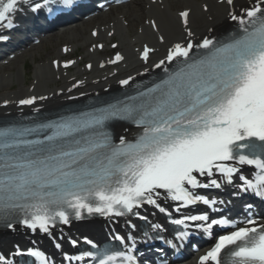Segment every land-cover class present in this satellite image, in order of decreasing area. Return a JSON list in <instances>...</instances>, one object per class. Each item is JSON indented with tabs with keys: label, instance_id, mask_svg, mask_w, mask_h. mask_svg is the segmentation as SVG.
<instances>
[{
	"label": "snow or ice",
	"instance_id": "snow-or-ice-1",
	"mask_svg": "<svg viewBox=\"0 0 264 264\" xmlns=\"http://www.w3.org/2000/svg\"><path fill=\"white\" fill-rule=\"evenodd\" d=\"M52 2L0 0V25L15 27L17 14L25 6L37 12ZM219 2L229 6L228 18L236 22V30L224 40L205 36L194 42V33L187 27L189 11L180 12L187 35L150 65L164 74L151 87H138L126 100L59 120L32 127H0V223L13 230L19 223L55 240L53 229L58 224L69 225L72 218L83 219L85 213L148 221L140 209L152 206L184 230L168 238L163 234L168 229L154 223L155 235L146 231L140 241L132 232L116 233L112 239L123 250L101 248L85 238L94 250L75 256L65 253L64 258L77 264H141L138 244L160 241L164 246L144 264H181L193 227L209 232L214 226H230L232 230L219 235L198 264H264V222L254 216L239 225L226 218L212 219L207 212L172 218L165 206L175 202L176 213L198 204L217 211L216 206L225 201L202 195L200 190L233 185L236 195L248 193L264 201V0H251L246 6L236 5L235 0ZM62 3L76 10L77 0ZM149 23L158 30L156 21ZM159 40L163 42L164 37ZM97 47L103 45L93 49ZM138 51L147 64L156 49L145 44ZM124 60L117 52L108 63ZM55 63L60 66L59 61ZM73 63L66 61L63 66ZM134 79L129 76L118 82L129 85ZM37 99L47 97L30 96L18 103L30 106ZM116 121H130L140 132L134 140L121 135L115 143L108 128ZM244 166H253L254 173L245 176ZM248 208L251 211L253 205ZM127 224L132 230L137 227L130 219ZM71 243L75 246L77 241ZM55 247L60 249L61 244ZM11 255L55 264L38 249L25 252L17 246ZM0 264L15 262L0 254Z\"/></svg>",
	"mask_w": 264,
	"mask_h": 264
},
{
	"label": "bare ground",
	"instance_id": "bare-ground-1",
	"mask_svg": "<svg viewBox=\"0 0 264 264\" xmlns=\"http://www.w3.org/2000/svg\"><path fill=\"white\" fill-rule=\"evenodd\" d=\"M134 2L136 8L123 6L120 7L121 10L117 9L116 13L114 10H110L91 23L77 24L63 35L52 38L57 44L61 37H64L74 46V50H80V48L86 49L87 45H93L97 40H107L113 34L118 36L120 47L126 55L125 62L112 70L104 71L99 68L102 60L98 51H88L86 57L93 60L95 68H93L94 73L92 75L82 78L83 86L81 89L83 91L99 90L112 85L123 73H132L133 75L144 70L146 67L141 65L137 59L136 51L139 46L146 43L154 45L157 48V57H160L171 44L183 41L187 34L185 33V26L180 22L178 12H176L177 6L182 5L191 9V17L187 27L192 30L195 37L208 32L211 28L217 30L229 22V7L227 4L220 3L219 0H157L156 2L138 0L139 4L136 3V0ZM235 2L244 5L248 3V0H235ZM205 6H207V10H205ZM152 20L156 21L158 30L149 23ZM97 25L99 26V34L94 37L87 31L88 27H96ZM160 36L164 37L163 42L159 40ZM48 44L51 51L60 57L61 50L57 49V45L53 46L51 39H48L18 56L10 66L0 64V103L3 100L16 101V99L27 95L29 91L47 97V101L50 103L59 102L65 96V91L73 84L70 83L72 79L63 76V72L56 70L52 63L37 65L34 70L35 81L30 87L24 84L25 74L22 70V62L25 55L37 56L40 51L45 53ZM13 65H16V73L12 70ZM59 79L63 81L61 86L57 89L52 88L50 84L56 83ZM15 82L19 83L18 90L12 91ZM13 109H15L14 105L8 108V110ZM5 110L0 108V112H5ZM98 226L99 224H91L83 231L95 230L96 228L100 230ZM14 240L15 236L9 237L7 234H0V244L3 246H11Z\"/></svg>",
	"mask_w": 264,
	"mask_h": 264
},
{
	"label": "rangeland",
	"instance_id": "rangeland-1",
	"mask_svg": "<svg viewBox=\"0 0 264 264\" xmlns=\"http://www.w3.org/2000/svg\"><path fill=\"white\" fill-rule=\"evenodd\" d=\"M181 8H182V6L179 7V9H181ZM50 55L51 54H49V53H47L45 55L42 54L37 60V62H38L37 65L38 64H40V65L48 64V59L51 57ZM52 55H54V54H52ZM26 58H27V66H26V68L24 67V71L26 72L25 78H24V83L28 86L32 81V76H33V72L35 70V66L33 65V58L30 55L27 56ZM13 70L16 72L17 68L14 66ZM14 86L17 89L18 85L14 84Z\"/></svg>",
	"mask_w": 264,
	"mask_h": 264
}]
</instances>
